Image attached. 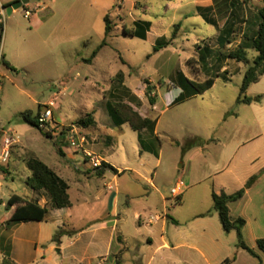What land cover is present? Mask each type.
<instances>
[{
	"label": "rangeland",
	"instance_id": "obj_1",
	"mask_svg": "<svg viewBox=\"0 0 264 264\" xmlns=\"http://www.w3.org/2000/svg\"><path fill=\"white\" fill-rule=\"evenodd\" d=\"M206 1L210 0H29L13 14L6 12L0 51L16 70L0 62V154L7 137L16 142L8 164L0 166V264L9 243L17 264H76L82 256L93 259L92 264H107V258L99 256L112 249L111 230L97 231L88 221L97 216L90 210L109 183L120 201L115 235L128 241L123 264H206L187 245L202 248L219 233L224 235L213 194L220 185L230 192L242 177L238 170L221 173L225 159L264 160V106L239 103L248 65L228 58L241 44L251 47L264 0H214L209 10L198 9ZM204 13L216 25L207 22ZM108 15L113 27L108 45L93 63L87 62L106 38ZM140 20L153 24L147 40L124 32L135 30ZM174 33L172 45L156 52L158 38L170 39ZM247 51L252 64L257 52ZM176 73L186 80L175 79ZM210 77L216 81L213 88L198 93L192 82L204 83ZM132 92L141 106L132 100ZM183 93L194 95L172 105ZM262 94L264 79L247 92L249 97ZM51 100L55 104L48 105ZM114 102L129 103L143 117L157 120L155 140L142 146L139 134L127 124L107 131L109 123L116 124L108 105ZM46 108L53 111L51 125L43 128L50 137L20 117ZM88 114H95L102 132L111 131L114 137V145L105 144L104 138L96 150L103 149L113 162L129 165L144 177L127 173L115 181L110 173L102 179L89 159L71 147L62 129L77 126ZM80 129L87 138L94 127ZM257 133L260 137L253 141ZM147 146L157 154L146 151ZM32 158L63 166L61 175L75 207L70 219L74 224L68 222L65 231L86 227L80 239L50 220L20 224L17 231L2 225L13 194L34 196L26 184L31 176L26 163ZM85 163L90 168L82 172ZM179 181L184 183L182 204L172 195ZM81 190L90 204L77 202ZM200 214L209 215L197 219ZM152 216L160 219L151 223ZM58 233L62 244L53 241ZM163 238L184 246L174 252L159 249ZM233 239L223 256H236Z\"/></svg>",
	"mask_w": 264,
	"mask_h": 264
},
{
	"label": "trees",
	"instance_id": "obj_2",
	"mask_svg": "<svg viewBox=\"0 0 264 264\" xmlns=\"http://www.w3.org/2000/svg\"><path fill=\"white\" fill-rule=\"evenodd\" d=\"M10 5H5L8 7ZM209 10V8L204 9ZM207 22L216 25L205 13L203 15ZM260 23L258 26L257 34L251 39V47L241 44L237 50L231 52L228 58L236 60L239 63L248 65L246 69L243 84L241 86V94L239 97V103H244L247 105L252 104H262L264 102V95H259L257 97L247 96L249 88L253 84L259 83L264 77V6L259 11ZM106 38L103 43L98 47V49L93 53L91 59L87 62H93L97 57L101 49L108 45V38L110 37L113 27L111 25L109 15L106 17ZM135 30H124L125 34L132 37H138L140 39H147V32L150 29L151 24L145 21H138L135 23ZM180 27L181 25H177ZM4 36V24H0V41ZM176 39V33L170 39L166 37H161L157 40L155 45V51L158 52L161 49L167 48L172 45L173 41ZM248 48H252L257 52V56L254 58L252 64H250V59L248 57ZM0 62L9 69L16 70L10 62L5 59V55L1 54L0 51ZM179 80H186L185 76L182 74L178 78ZM215 78L210 77L204 83H198L193 81L192 85L196 88L198 93H205L206 91L213 88L215 85ZM194 94H181L172 105H176L185 102L187 99L191 98ZM132 96V95H131ZM134 96V95H133ZM132 100L136 102L137 107L142 105V102L137 97H132ZM152 105L155 104L154 99H150ZM110 108V113L114 117L116 124L121 126L128 124L132 130L136 132H142L146 129H154L156 122L149 117H143L134 107L125 102H114L108 104ZM41 112L36 114L33 111H25L21 113L20 117L26 124L38 129L45 136L50 137V133L45 132L40 126L39 117ZM79 128L87 129L95 127L97 122L93 114H88L86 118L81 119L76 124ZM27 167L31 171V176L27 178L26 184L29 188L34 191H44L48 197V205L43 207L38 202L30 201L24 197L17 194H13L7 204L6 209L8 211L7 219L2 223V225L9 229V227H17L23 223L30 222H44L47 219L50 210H59L64 208H70L73 206L71 196L69 193V185L65 180H63L49 165L38 158H32L27 161ZM107 170L113 171L118 174V171L107 163H103L100 169H97V175L103 177ZM260 174L252 176L246 183V185L233 194H227L222 192L221 194H213V208L219 215L220 222L226 233H231L235 231L237 233V248L248 252L251 256L259 258L258 254L250 248L243 237V228L246 225V221L243 218L232 219L230 215L229 205L242 199L246 192L254 187L260 178ZM177 204L183 203V195L176 198ZM61 233H58L55 242L60 243ZM118 240L122 242L121 235L118 236ZM258 249L264 253V238L257 241ZM9 252L7 256L3 258L2 264H17L11 257L12 245L9 243L7 246ZM122 249L117 255H115L116 264H123V253ZM236 261V257H231L225 259L221 264H233Z\"/></svg>",
	"mask_w": 264,
	"mask_h": 264
},
{
	"label": "crops",
	"instance_id": "obj_3",
	"mask_svg": "<svg viewBox=\"0 0 264 264\" xmlns=\"http://www.w3.org/2000/svg\"><path fill=\"white\" fill-rule=\"evenodd\" d=\"M16 1H18V0H0V8H3L5 5H12ZM213 5H214V0L206 1V4L202 5V6L200 5L198 7V9L202 8V7L203 8L207 7L210 9ZM140 21H144V20H140ZM145 22H149L151 24L150 29L147 32V39H148V36L151 32L153 24L150 21H145ZM160 38H158V39H160ZM206 50L207 49H204V51H206ZM90 63H93V62H90ZM120 74H118V77L120 76ZM123 74H124V72H123ZM124 75H123V77H124ZM180 75H181L180 73H176L175 79L180 77ZM110 77H111V75H110ZM263 79H264V77L262 78V80ZM123 83H125V82H123ZM131 94L136 96L133 92ZM137 98L139 99V97H137ZM51 104H55V101L51 100L48 103V105H51ZM255 105L264 106V102L262 104H255ZM93 115L95 117V114H93ZM95 120L97 122V125H96V127H94V130L92 132H89L90 137H87L89 139L88 140V142H89L88 146L91 147L92 152H94L95 154H97L101 158L103 163L105 162V163L111 165L113 168H115L118 171V174H115L113 171L107 170V172H105L102 179H106L105 177L110 173L114 174L115 181L117 179V176H122V175H125L127 173H132V174L138 175L139 177H144L141 174V172H139L138 170L132 169V167L129 165H126V164L125 165H118L115 162H113L111 159H109V157H106L107 154L103 149H101L99 151L96 150L95 147L99 146L102 143L104 138L106 141L105 144H109V142H110L111 145H114V137L112 136L111 131L108 132L109 134H105L104 132H102V130H101V128H103L102 125H100V123L96 117H95ZM152 120L156 122L154 129H146L142 132H137L139 134L138 135L139 141L141 142L142 146H143V143H145V142L147 143V142L155 140V137L158 134L157 133V120H154L153 118H152ZM107 126L108 127L106 129L108 131L109 129L112 130L115 127H122L123 125L119 126L115 123L114 124L109 123ZM256 135L257 136H255V138H253V141H256L259 139L260 136H258V133ZM96 141H100V142L98 144H95ZM145 150L148 151L149 153L154 154V155L157 154V151L151 149L149 146L145 147ZM158 163H160V159H158ZM247 163L251 164L250 168H247V167L240 168L239 167V165L247 164ZM49 166L51 168H53L56 171V173L63 179V176L61 175V173L63 172V166L62 165H59V167H58V166H55L53 164H49ZM84 166H85L84 169H81L82 172H85L87 169L90 168L88 163H85ZM222 169L223 170H221V173L227 172V171L232 173L233 171L238 170L239 172H241L242 177L240 176L241 182H239V184L237 186H234L230 192H227L226 189L224 188V186L220 185L219 190L216 192L217 194H221L222 192H226L227 194L236 193L237 191H239L240 189H242L246 185L247 181L252 176L258 175V174L261 175L259 180L257 181L256 185L253 188H251L250 190H248L242 199L231 203L229 205V207H230V215H231L232 219L235 220L238 218H243L246 221V225L244 226V228L242 230L244 240H245L246 244L250 248H252L259 256V258H255V257L251 256L248 252H246L242 249H238L237 252L235 253L236 261L233 264H264V253L258 249V245H257V241L261 238H264V160H261V159H241L239 161H235V159H225V164H224ZM145 179H147L148 182L153 184L152 179H148L147 177H145ZM79 194L81 195L80 196L81 198H79L77 202L81 201L80 204H82V205L90 204V202L88 201V198H87L88 196L85 193V190H81L79 192ZM92 196H93V194H92ZM150 197H151V195L147 194V199H149ZM29 200L33 201V202H38L43 207L48 205V197L44 191H39V192L34 191V196L32 197V199H29ZM119 202H120L119 201V193L117 191H113V185L111 183H109V189L107 190V192H105V194L103 196H97V200H96L95 204H93V207L90 210L91 212H95V211L98 212L97 216L92 218V220L88 221V223H89L88 225L91 226V228L97 229V231L106 230V229L111 230L110 241L112 243V249L108 250L105 255L99 256L101 258L106 257L107 258V264H114L116 259H115V256H113V255L118 254V252H120L122 249H125V250L127 249V242H128L127 239L123 235L120 234L121 238H122V242H120L118 240V236L115 235V232L117 231L116 222L118 221V218L120 217L119 213H118ZM74 208L75 207H74V203H73V206L70 208H64V209H59V210H50L48 213L46 221H49V220L53 221L55 227H57L58 229L64 230L65 234L73 235L75 233L77 236V239H80L84 235L83 230L86 227L85 228H79V229L73 227L74 228L73 232L65 231V228L68 227V225H67L68 222H69V224H72V225L74 224V222H71V220H70L71 218L74 217V215H73V212H75V211H73ZM208 215L209 214H200L199 216H197V219L205 218ZM157 217H159V216H157ZM159 219H160V217H159ZM149 222H151V220ZM30 223H33V222H30ZM35 223H42V222H35ZM151 223H153V222H151ZM23 224H25V223H23ZM221 226H222V224H221ZM15 228H16L15 231H17L18 227H15ZM222 229H223V227H222ZM223 232H224V235H222V233L221 234L219 233V238L212 239L207 245H204V247H202V248L192 246V245H187V246L189 248H191V250H193L196 253V255H195L196 257H198L200 260L206 261V264H221L225 259L231 258L229 256H225V255H227L226 252L223 256L224 248L227 245V243H232L235 240L233 238H236L237 242H238L237 233L235 231H233L231 233H226L223 229ZM115 243L117 245L114 247ZM60 244H62L61 239H60ZM181 246H184V245H182V244L177 245L175 243L174 239L166 240L165 238H163L162 245L160 246L159 249H165V250H168L170 252H174V251L178 250L179 248H181ZM114 248H115V250H114ZM92 262H93V259L88 258V256H82L81 258L76 260V264H92Z\"/></svg>",
	"mask_w": 264,
	"mask_h": 264
},
{
	"label": "built area",
	"instance_id": "obj_4",
	"mask_svg": "<svg viewBox=\"0 0 264 264\" xmlns=\"http://www.w3.org/2000/svg\"><path fill=\"white\" fill-rule=\"evenodd\" d=\"M25 16L29 18L31 16V12L29 10L25 11ZM6 15V10L3 8H0V24L3 23V18ZM53 118V111L51 108H46L44 112H41L39 117V123L42 128H48L51 125ZM65 130V138L70 143L71 147L81 151V153L89 159V162L91 164V167L95 170L100 169L103 165V162L101 158L92 152L91 150L87 149V138L86 136L81 134V129L78 126L72 125L67 127ZM16 140L14 137H7L4 140L3 146H2V152L0 154V166L7 165L10 160L11 155V147L13 144H15ZM2 186V182L0 181V187ZM183 187L184 183L183 181H180L178 185L172 190V195L174 197H179L183 193ZM159 220V217H153L151 219V222H156Z\"/></svg>",
	"mask_w": 264,
	"mask_h": 264
},
{
	"label": "water",
	"instance_id": "obj_5",
	"mask_svg": "<svg viewBox=\"0 0 264 264\" xmlns=\"http://www.w3.org/2000/svg\"><path fill=\"white\" fill-rule=\"evenodd\" d=\"M28 3L29 0H18L8 7H3V9L6 10L8 15H11L14 13V11H17L23 8L24 6L28 5Z\"/></svg>",
	"mask_w": 264,
	"mask_h": 264
}]
</instances>
